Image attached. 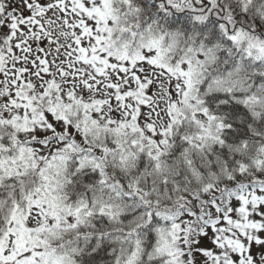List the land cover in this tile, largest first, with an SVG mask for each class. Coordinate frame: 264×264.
Segmentation results:
<instances>
[{
    "label": "snow or ice",
    "instance_id": "snow-or-ice-1",
    "mask_svg": "<svg viewBox=\"0 0 264 264\" xmlns=\"http://www.w3.org/2000/svg\"><path fill=\"white\" fill-rule=\"evenodd\" d=\"M0 264H264V0H0Z\"/></svg>",
    "mask_w": 264,
    "mask_h": 264
}]
</instances>
